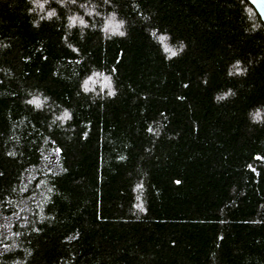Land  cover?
<instances>
[{
    "label": "trees",
    "instance_id": "obj_1",
    "mask_svg": "<svg viewBox=\"0 0 264 264\" xmlns=\"http://www.w3.org/2000/svg\"><path fill=\"white\" fill-rule=\"evenodd\" d=\"M0 216V264H264L250 1L0 0Z\"/></svg>",
    "mask_w": 264,
    "mask_h": 264
},
{
    "label": "rangeland",
    "instance_id": "obj_2",
    "mask_svg": "<svg viewBox=\"0 0 264 264\" xmlns=\"http://www.w3.org/2000/svg\"><path fill=\"white\" fill-rule=\"evenodd\" d=\"M42 167L53 172L60 169V152L56 147H50L43 152ZM33 174L34 171H31L29 176H32ZM13 218L0 216V252L7 249L5 240L10 232Z\"/></svg>",
    "mask_w": 264,
    "mask_h": 264
},
{
    "label": "clouds",
    "instance_id": "obj_3",
    "mask_svg": "<svg viewBox=\"0 0 264 264\" xmlns=\"http://www.w3.org/2000/svg\"><path fill=\"white\" fill-rule=\"evenodd\" d=\"M30 2H32L35 6H37V7L42 9L44 7V4H46L48 2V0H42V2H41V0H30ZM30 12H31V10H30ZM53 15H55V12L54 11H50V12L47 13V18H51ZM32 23H33L34 27H39V22L38 21H33ZM260 118H261L260 117V112L257 111L254 121H259Z\"/></svg>",
    "mask_w": 264,
    "mask_h": 264
},
{
    "label": "snow or ice",
    "instance_id": "obj_4",
    "mask_svg": "<svg viewBox=\"0 0 264 264\" xmlns=\"http://www.w3.org/2000/svg\"><path fill=\"white\" fill-rule=\"evenodd\" d=\"M73 2H74V0H73ZM113 19H114V18H113ZM75 22H76L75 19H73L72 23L74 24ZM81 23H82V21H81ZM120 26H121V25H116L115 28H114L113 30H114V31H118L119 28H120ZM119 35L123 36L124 33H123V32H119ZM153 35H155V33H153ZM160 39H161V41L163 42V40H165L166 38H165V37H160ZM165 51H166V52H169V53L171 54V56H175V55H177V52L174 51V50H172V49H170V48H168L167 45H165ZM110 94H114V93H110ZM30 103H34V104H36L37 107L39 106V101H37V100L30 101ZM65 118H68V114H67V113L65 114Z\"/></svg>",
    "mask_w": 264,
    "mask_h": 264
},
{
    "label": "water",
    "instance_id": "obj_5",
    "mask_svg": "<svg viewBox=\"0 0 264 264\" xmlns=\"http://www.w3.org/2000/svg\"><path fill=\"white\" fill-rule=\"evenodd\" d=\"M259 13L262 21L264 22V0H249Z\"/></svg>",
    "mask_w": 264,
    "mask_h": 264
}]
</instances>
